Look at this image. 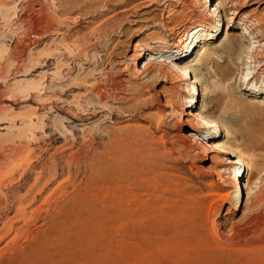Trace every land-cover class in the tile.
Here are the masks:
<instances>
[{"label":"rangeland","instance_id":"374dc122","mask_svg":"<svg viewBox=\"0 0 264 264\" xmlns=\"http://www.w3.org/2000/svg\"><path fill=\"white\" fill-rule=\"evenodd\" d=\"M236 1L183 80L142 74L141 52L204 20V0H0V228L30 204L0 232V264H264V159L242 177L183 129L188 84L241 142L264 129V96L240 84L264 90V0Z\"/></svg>","mask_w":264,"mask_h":264},{"label":"bare ground","instance_id":"6f19581e","mask_svg":"<svg viewBox=\"0 0 264 264\" xmlns=\"http://www.w3.org/2000/svg\"><path fill=\"white\" fill-rule=\"evenodd\" d=\"M212 0H204V4H206V11L204 12V20L200 21V22H196L193 25H190L188 27H186V29L184 30L183 34H181V36H179V38H177L174 42H170V43H166L162 46L159 47H149L148 50L144 49L141 52V56H145L146 53H150V60L146 63V65L141 69H139V72H141L142 74H147L149 73L150 69L152 66H156L158 65L159 67H164V66H169L172 65V69L170 70L173 75L178 74L179 76H181V78L183 80H187L190 79L191 74H193L192 71V67L186 66L184 64V59H186L189 56V52L191 50V45L195 42V44L199 43V44H203L206 43L208 40H210V33H216L217 32V21L218 18H224L225 14H227L230 10L236 9V11L232 14L234 17L231 18V22L234 21L235 16H239L241 13V10L243 9V5L240 4V2L236 1V0H229V3L227 2V0H222L220 3L216 4L214 7L211 5ZM230 5V8H229ZM210 6L213 7V11L210 10ZM42 10V9H41ZM45 10V9H44ZM43 10V11H44ZM40 11V9H39ZM42 11V14H43ZM38 12V11H37ZM48 21V20H46ZM40 22V21H38ZM249 20H244L243 22H241V25H248ZM49 25V23H48ZM41 26V25H40ZM41 28V27H40ZM44 29V28H43ZM202 32L204 34H202ZM37 34H40V32ZM152 35V34H151ZM244 36H247V33L244 34ZM149 43H152V37L147 38ZM147 41V40H146ZM168 42V41H167ZM260 42V41H259ZM260 46L256 47V52L258 50ZM6 50V49H5ZM173 51V53H170V51ZM0 51L2 52V50L0 49ZM141 51V50H140ZM0 52V54H2ZM255 52V53H256ZM138 54V53H137ZM171 54L172 57L176 56L175 59L173 61H170L169 58L167 60H165V58ZM139 55V54H138ZM204 57V56H203ZM255 57V56H254ZM253 57V58H254ZM3 58V57H2ZM252 58V59H253ZM260 58V57H259ZM255 59V58H254ZM203 60V59H202ZM257 60V59H256ZM254 60V61H256ZM12 61V60H11ZM199 61V60H198ZM257 62V61H256ZM255 62V63H256ZM14 63V62H13ZM254 63V62H253ZM138 67V66H136ZM11 68V67H10ZM9 69V68H8ZM194 69V68H193ZM162 70V69H161ZM191 70V71H190ZM28 73V71H26ZM25 72V73H26ZM159 73V74H158ZM157 73V77L161 76V75H165L162 74V71H158ZM54 74V73H53ZM149 75V74H148ZM188 75L189 78H188ZM56 76V75H55ZM168 76V75H167ZM194 76V75H193ZM169 77V76H168ZM195 78V76H194ZM197 79V78H196ZM248 80V81H247ZM18 81V80H17ZM21 81V80H20ZM198 81V80H197ZM247 81L246 83V87H244V89H246V91H248L249 94L253 95V96H257V95H261L264 96V90L263 88H259L257 86H254V88L250 87L251 83H250V78H248L247 75L245 74H241L240 76V84L242 86H244V82ZM3 83V82H2ZM30 83V82H29ZM34 83V82H33ZM39 83V82H38ZM190 82H187V84ZM196 83V82H193ZM33 85V84H32ZM38 85V86H37ZM22 86V85H21ZM30 86V84H29ZM37 87H34V89L36 90V92H38L37 90H39V84L36 83ZM53 86V85H52ZM55 86V85H54ZM19 87L20 86H16ZM23 87V86H22ZM21 87V89H22ZM27 87V86H26ZM41 87V86H40ZM188 92H189V97H183L185 102L183 105V111L182 114H184L185 116H187L188 118L184 121V131H186L184 133V136L186 138H191V140L193 139L192 143H201L202 145V141H206L207 143H203L204 145H206L209 149V152H218L221 154H225L229 157H237V161H229L228 163L231 164L232 167H236L237 165H239L240 167H244V171L240 172V176L243 177L245 170L247 169L249 172V176L253 177L255 175V173L257 174V172H259V169H262V160L264 158H262L261 154L259 153L260 151L263 150V139H264V129L260 130V132L258 133V135H254L255 137L247 140V142H245L246 140H244V142H241V140L237 139L235 136L236 134H234V129H232V125L229 126L228 124H224V122L221 125V127H219V123L218 121L216 122V120H210L207 119L203 114H202V110L201 107L197 108V102L198 99H195V95H197L198 97V93L193 92L195 90H197L194 84H188ZM14 88V87H13ZM28 89V87H27ZM30 89V88H29ZM237 89V88H236ZM25 90V89H24ZM33 90V89H32ZM31 90V91H32ZM34 90V91H35ZM51 90V89H50ZM4 91V90H3ZM2 91V92H3ZM17 92L18 89L16 90ZM23 91V90H22ZM26 92V91H24ZM166 92V91H165ZM15 93V92H14ZM28 93V90H27ZM46 93V92H45ZM252 96V97H253ZM41 99V98H40ZM168 99V98H167ZM38 100V99H37ZM44 100V99H43ZM173 105V101H166L165 104H163V110L164 109H169L171 108V106ZM174 107V106H172ZM1 109V108H0ZM13 114V113H12ZM17 114V113H16ZM16 114H13V116H15ZM29 115V114H28ZM34 115V114H32ZM6 116V115H5ZM8 116V115H7ZM6 118V117H5ZM28 120V116L26 117ZM36 118V116H35ZM1 120V119H0ZM6 120V119H5ZM220 123V124H221ZM232 124V123H231ZM6 127V126H5ZM223 127V132L225 133L224 136H226L227 140L225 143H219L218 142V138H222L219 135H221V130L220 128ZM12 127L7 126L5 129L7 130V132L2 135V141L4 139L3 142H8V135H9V130ZM182 129V130H183ZM32 130V128H31ZM215 130H218L217 133H215ZM26 132V130H25ZM220 133V134H219ZM26 134H28L26 132ZM31 134V133H30ZM32 135V134H31ZM21 136V135H20ZM2 141H0L2 143ZM195 141V142H194ZM6 144V143H3ZM2 144V145H3ZM0 145V150H3L5 148V146ZM32 153V152H31ZM5 154H1L0 153V160H2ZM261 155V156H260ZM264 157V156H263ZM210 159H212V157H210ZM27 162V161H26ZM21 163V162H20ZM45 170V169H44ZM49 171V170H48ZM18 172V171H17ZM233 172V171H232ZM221 178V175H220ZM43 179V177H42ZM254 179V178H253ZM251 178L250 181H248V184L251 183ZM40 181V180H39ZM45 183V182H44ZM253 183V182H252ZM43 184V182H42ZM47 185V184H46ZM253 185V184H252ZM43 186V185H42ZM0 187H1V183H0ZM31 187V186H30ZM41 187V186H40ZM3 188V187H2ZM34 188V187H33ZM30 189V188H29ZM42 189V188H41ZM35 191V189H34ZM42 192V191H41ZM0 193H1V189H0ZM31 193V192H30ZM35 193L36 192H33ZM31 193V194H32ZM40 193V192H39ZM250 193V192H249ZM51 194V193H50ZM1 195V194H0ZM30 195V194H29ZM28 195V196H29ZM227 195V194H226ZM49 196V195H48ZM35 197V196H34ZM50 197V196H49ZM221 197V195H220ZM259 197V196H258ZM40 198V197H39ZM219 199V198H218ZM29 200V199H28ZM38 200V199H37ZM44 200L46 201V199L44 198ZM30 202V201H29ZM25 198H20L18 200V204H17V208H16V216L12 217V218H7L8 220L2 224V227L0 228V232L1 230L5 229L7 230L8 233L13 232L14 234H16L19 231L18 227L14 226V219L16 218H22L24 217V215L26 214V208L27 205L29 206L30 204H25ZM31 203V202H30ZM237 204H238V198H237ZM5 205V204H4ZM40 206V205H38ZM238 206V205H237ZM39 208V207H38ZM37 208V209H38ZM31 210V209H30ZM39 210V209H38ZM36 211V210H35ZM41 211V210H40ZM32 214V212H30ZM37 214V213H36ZM35 215V214H34ZM7 216V215H6ZM11 217V216H10ZM33 218V217H32ZM38 218V217H37ZM26 220V219H25ZM15 221H19V220H15ZM23 222V221H22ZM26 222V221H25ZM22 224V223H21ZM20 226V225H19ZM22 226V225H21ZM28 227V226H27ZM256 227V226H255ZM22 229V228H21ZM20 229V230H21ZM26 229V228H25ZM24 230V229H23ZM63 230V229H62ZM25 231V230H24ZM27 232V231H26ZM6 236V235H5ZM13 236V235H12ZM2 237V236H1ZM1 237H0V242H1ZM11 237V236H10ZM3 238V237H2ZM10 239V238H9ZM10 242V241H9ZM6 245H0V253L1 250H3ZM5 252V251H4ZM3 253V252H2ZM4 254V253H3Z\"/></svg>","mask_w":264,"mask_h":264}]
</instances>
